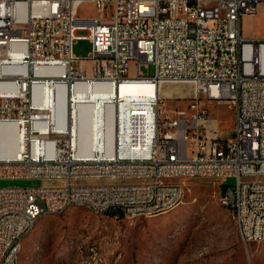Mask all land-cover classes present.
I'll list each match as a JSON object with an SVG mask.
<instances>
[{"label":"built area","instance_id":"obj_1","mask_svg":"<svg viewBox=\"0 0 264 264\" xmlns=\"http://www.w3.org/2000/svg\"><path fill=\"white\" fill-rule=\"evenodd\" d=\"M142 1L153 2L150 15H141ZM262 2L0 0V126L16 134L13 153H0V179L41 180L36 187H0V264H13L43 210L83 205L132 219V211L174 209L185 194L177 170L218 181L220 203L243 245L263 240L264 39L241 34L242 17ZM84 3L94 6L93 16L78 15ZM77 38L90 42L87 58L73 53ZM149 63L154 73L142 74L139 66ZM134 81L188 83L197 101L226 102L230 135L205 124V105L162 132L159 94L150 97L151 119L139 122L134 107L141 100L127 105L113 97ZM86 87H96L98 98L110 88L102 99L114 101L112 111L107 104L94 110L88 139L79 134ZM228 177L236 183L225 184Z\"/></svg>","mask_w":264,"mask_h":264},{"label":"rangeland","instance_id":"obj_2","mask_svg":"<svg viewBox=\"0 0 264 264\" xmlns=\"http://www.w3.org/2000/svg\"><path fill=\"white\" fill-rule=\"evenodd\" d=\"M141 15H150L154 4L142 1ZM95 14L94 6L84 3L80 17ZM245 38L264 39V2L251 15L241 19ZM91 44L86 38L73 41L75 55L87 58ZM131 64L129 74L135 73ZM139 71L154 73L153 64H141ZM137 86L139 82H130ZM149 91H131L125 99L149 96ZM131 86V88H132ZM149 92V93H148ZM108 93V91H107ZM162 96L157 101L162 132H172L170 124L179 118L189 120L195 106L208 109L207 122L223 137L230 135L233 113L226 102L197 101L192 86L183 82L162 83ZM129 95V97H128ZM151 95V94H150ZM135 118L141 112H134ZM185 194L174 209L153 216L115 219L94 214L83 207L72 206L61 213H44L23 237L18 264H264V237L246 246L240 240L230 210L220 203L222 185L210 178L191 177L182 180ZM236 183L228 177L227 185ZM40 179H0V187H36Z\"/></svg>","mask_w":264,"mask_h":264},{"label":"bare ground","instance_id":"obj_3","mask_svg":"<svg viewBox=\"0 0 264 264\" xmlns=\"http://www.w3.org/2000/svg\"><path fill=\"white\" fill-rule=\"evenodd\" d=\"M135 82V81H134ZM140 84L137 86H132L131 83H124L121 84L120 87H118V89L115 90V93L113 94V97L115 99V101L119 100L120 97V101H124V103H127V105L130 104V100L132 99H139L141 100L140 102L138 101L137 106H135L134 108H137L138 112H141V114H137L139 117V122H147L151 119L152 113H153V108L150 105V97L152 95H154L155 97L157 96V94H161L162 96H164L162 94V84H160L159 86H153L150 83H146V82H139ZM149 84L151 86V90L152 92H148L149 96L144 95L143 97L137 98V97H133V98H128L125 99V97L127 96L128 93H130L131 91H135V92H143L144 90L149 91ZM132 86V88H131ZM82 87V86H80ZM84 89V91L87 94V102L85 104H82L79 107V121L82 124L83 129H80V137L88 139L90 138V122L92 120L93 117V113L94 110H96V108L98 106H100L101 104H107L108 108L112 111L113 109V105H114V101L110 100V99H102L104 97H107L109 95H111V89L110 88H106V91H104V94L101 96V98H98L97 96H95L94 94H96L97 92V88L96 87H90V88H82ZM108 91V93H107ZM151 94V95H150ZM129 97V95H128ZM123 105V104H122ZM143 118V119H142ZM137 119V118H136ZM142 125V123H141ZM209 125H212V122H210ZM214 122H213V126H214ZM159 126H161V124H159ZM16 142V134H15V128L12 126L9 127L7 125H3L0 126V153L3 155H10L12 154V150L11 148L14 147ZM191 177H195L194 174H192V172H190L189 170H177L176 171V178H183L187 179V178H191ZM74 206H79V207H83V205H74ZM231 212V211H230ZM44 213H52L51 210H43V214ZM143 215V211H132V219ZM153 215H157V214H149L148 216H153ZM112 216V215H111ZM36 222V220H35ZM34 222V224H35ZM33 224V226H34ZM33 226L31 227V229L33 228ZM26 235V234H25ZM24 235V236H25ZM264 237V224H263V229H262V238ZM21 242H20V246L19 248H17V252L14 253V262L13 264H18V256H19V252L21 249Z\"/></svg>","mask_w":264,"mask_h":264},{"label":"crops","instance_id":"obj_4","mask_svg":"<svg viewBox=\"0 0 264 264\" xmlns=\"http://www.w3.org/2000/svg\"><path fill=\"white\" fill-rule=\"evenodd\" d=\"M210 122H212V125H209ZM208 123H209V124H208L209 127H213V119H209V120H208Z\"/></svg>","mask_w":264,"mask_h":264},{"label":"water","instance_id":"obj_5","mask_svg":"<svg viewBox=\"0 0 264 264\" xmlns=\"http://www.w3.org/2000/svg\"><path fill=\"white\" fill-rule=\"evenodd\" d=\"M118 214H119L120 217H122V213L120 211H118Z\"/></svg>","mask_w":264,"mask_h":264}]
</instances>
